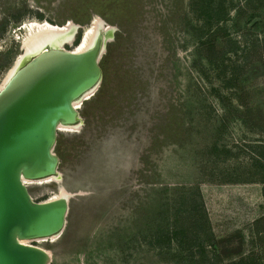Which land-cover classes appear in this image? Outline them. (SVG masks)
Wrapping results in <instances>:
<instances>
[{"label": "rangeland", "instance_id": "rangeland-1", "mask_svg": "<svg viewBox=\"0 0 264 264\" xmlns=\"http://www.w3.org/2000/svg\"><path fill=\"white\" fill-rule=\"evenodd\" d=\"M96 16L101 81L58 131L55 179L26 183L61 187L66 223L30 244L48 264H264V0H0V85L24 24L70 22L75 50Z\"/></svg>", "mask_w": 264, "mask_h": 264}, {"label": "water", "instance_id": "water-1", "mask_svg": "<svg viewBox=\"0 0 264 264\" xmlns=\"http://www.w3.org/2000/svg\"><path fill=\"white\" fill-rule=\"evenodd\" d=\"M111 35V27L98 29L81 52L48 46L0 89V264H48L47 251L22 241L62 231L69 197L34 201L24 180L57 174L59 125L79 122L75 102L100 83V59Z\"/></svg>", "mask_w": 264, "mask_h": 264}, {"label": "bare ground", "instance_id": "bare-ground-1", "mask_svg": "<svg viewBox=\"0 0 264 264\" xmlns=\"http://www.w3.org/2000/svg\"><path fill=\"white\" fill-rule=\"evenodd\" d=\"M99 21H101L100 18L96 16L93 18L91 25L84 28V32H83L84 39L78 44V46L75 48V51L81 52V51L88 49L93 44V41L98 33V29L100 28L105 29V27L106 29H108L109 27L108 25L105 24L106 26L103 27L102 22L100 23ZM71 27H72V24L70 22L62 26L53 25V24L48 23L47 21H42V22L32 21L28 24H24L22 28H24V30L26 31V34L24 38L22 39V46H23V50L25 51V54L24 56L20 57V59L17 60V63L15 64V66L12 69H10V71L7 73L2 84L0 85V89L10 79V77L15 73V71L19 67H21L23 64H25L29 59H31L34 55L45 50L48 46H51V45L54 47H60L61 42L69 40L70 37L69 35L67 36V34ZM55 41L57 44L54 43ZM29 56L31 57L28 58ZM88 96H90L89 93L84 95V99L87 98ZM75 105L77 109H79V106H80L79 101L75 102ZM60 129L66 130V129H72V128H71V125H59L58 131ZM51 179H55L54 176H50V177L39 179V180L43 181V180H51ZM39 180H24V182L25 184L28 183L29 181H38V183H40ZM59 193H60L59 197L67 195V194H64L61 187L59 188ZM55 198H58V197H55ZM55 198H52V199H55ZM48 200H51V199H48ZM37 239H40V238H37ZM22 242L25 244H30V240H23ZM47 253L49 255L48 251Z\"/></svg>", "mask_w": 264, "mask_h": 264}, {"label": "trees", "instance_id": "trees-1", "mask_svg": "<svg viewBox=\"0 0 264 264\" xmlns=\"http://www.w3.org/2000/svg\"><path fill=\"white\" fill-rule=\"evenodd\" d=\"M202 8L204 9V6L202 5ZM223 12H222V10H220V11H217L216 13H215V19H216V21H219V20H221V19H223L222 17H223ZM62 25V24H61ZM80 37L81 36H79V38H77V40H76V44L78 45L79 44V39H80ZM76 45V46H77ZM156 246L157 247H159L158 249H160L159 251L160 252H162V250H165V251H168L170 248H169V246H170V244L168 243V245H162L161 243H158V244H156ZM204 248V246H202V249ZM215 251V250H214ZM216 252V251H215ZM215 252L212 254V256H214V258H217V257H219L217 254H215ZM210 258H211V255H210V257L208 256V254L205 252V251H202L200 254H199V261H198V263H200V264H202L204 261H206V260H210ZM164 261H169L168 259L166 260V259H163Z\"/></svg>", "mask_w": 264, "mask_h": 264}]
</instances>
